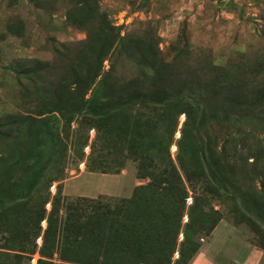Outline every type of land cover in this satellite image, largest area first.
Masks as SVG:
<instances>
[{
	"label": "rangeland",
	"instance_id": "obj_1",
	"mask_svg": "<svg viewBox=\"0 0 264 264\" xmlns=\"http://www.w3.org/2000/svg\"><path fill=\"white\" fill-rule=\"evenodd\" d=\"M141 44L159 45L160 57L173 63L176 84L200 80L210 87L219 82L225 92L264 90V0H0V158L29 156L32 151L27 141L31 137L50 140L56 155L32 197L4 206L0 202V262L108 263L101 256L63 254L62 237L77 236L79 213L106 211L105 203L113 210L148 179L141 177L134 160L112 148L99 149L102 141L95 139L91 112L79 111L78 72H86L97 58H101L104 72L119 58L117 73L127 75L133 70L140 74L145 68L132 62L152 55ZM38 66L43 69L39 71ZM26 67L32 69L24 71ZM224 72L228 73L225 81ZM90 90H85V98L90 97ZM70 98L75 101L69 102ZM59 100L62 114L56 109ZM48 108L54 110L44 112ZM263 109L264 102H260V111ZM251 117L240 121L244 133L255 148L260 147L257 138L264 147V131L245 125L248 120L258 123ZM262 118L264 122V115ZM42 120L46 127L37 122ZM184 121L182 114L175 140ZM171 150L175 156V143ZM99 151L109 160L107 164L118 170L97 168L104 162ZM15 168L30 172L25 164ZM6 169L2 178L8 179L16 169L12 173L13 168ZM21 175L18 171L14 179ZM195 191L206 195L207 200L201 203L204 208L218 212L216 233L202 232L193 239L198 245L209 246L213 264H239L232 257L241 245L251 243L264 250V180L253 183L256 202L247 217L241 215L240 199L234 203L222 192L207 194L205 186ZM82 197L100 199L103 206L83 202ZM191 203L188 198L186 206ZM27 220L29 227L22 223ZM188 223L186 212L179 242L184 240ZM17 235L28 236L22 243H13ZM113 247L121 248L119 243ZM186 260L180 259L178 249L172 264H186Z\"/></svg>",
	"mask_w": 264,
	"mask_h": 264
},
{
	"label": "trees",
	"instance_id": "obj_2",
	"mask_svg": "<svg viewBox=\"0 0 264 264\" xmlns=\"http://www.w3.org/2000/svg\"><path fill=\"white\" fill-rule=\"evenodd\" d=\"M141 48L152 55L132 62L145 68L140 74L133 70L127 75L117 73L119 58L103 72L101 58L93 59L90 69L78 72L81 77L77 80L80 91L77 101L81 114L91 112L89 120L97 130L95 139L102 141L99 149L112 148L124 158L134 160L139 174L148 182L137 187L131 198L120 200L113 210L105 203L106 211L94 215L79 213L77 236L62 237V253L101 256L106 264H172L174 253L179 249L180 259L187 257L186 264H189L201 247L193 239L199 233L213 232L217 224V210L201 205L207 197L197 194L196 187L205 186L207 194L222 192L234 203H239L240 199L243 216L253 212L256 202L253 183L258 180L262 184L264 180V147L259 138L256 140L258 148L248 141V133H244L240 121L252 116L258 123L248 120L245 125L264 131L261 120L264 109L260 111L264 90L225 92L226 87L219 82L210 87L200 80L176 84L173 63L160 57L159 45L141 44ZM125 61L134 69L130 60ZM31 69L26 67L24 71ZM37 69L43 68L38 66ZM224 76L228 73H223V80ZM236 80L238 82V78ZM85 90L91 91L89 98H85ZM61 101L56 109L62 114ZM74 101V98L69 99V102ZM53 110L48 108L44 112ZM182 114L185 121L180 137L175 140ZM37 122L46 127L44 120ZM27 142L32 151L29 156L0 158L1 206L32 197L48 164L56 159L50 140L31 137ZM174 143L175 156L171 150ZM98 154L104 162L97 168L118 170L117 166L107 164L109 160L102 152L103 155ZM21 164L28 165V174L27 170L15 168ZM6 168H13L11 173L16 169L8 179L2 178ZM18 171H22V175L14 179ZM188 198H192L189 207L186 206ZM80 200L103 206L100 199L82 197ZM261 205L263 208L264 201ZM186 212L189 223L184 226V240L179 242L181 220ZM28 222L22 223L29 227ZM27 236L17 235L12 241L22 243ZM116 243L121 247L119 250L113 247ZM54 244H57L56 239ZM185 250L189 251L187 255ZM0 264L9 263L1 261Z\"/></svg>",
	"mask_w": 264,
	"mask_h": 264
},
{
	"label": "crops",
	"instance_id": "obj_3",
	"mask_svg": "<svg viewBox=\"0 0 264 264\" xmlns=\"http://www.w3.org/2000/svg\"><path fill=\"white\" fill-rule=\"evenodd\" d=\"M213 233H216V229ZM232 258L239 264H264V250L249 243L247 246L241 245ZM213 262L214 258L209 246L202 245L189 264H213Z\"/></svg>",
	"mask_w": 264,
	"mask_h": 264
}]
</instances>
